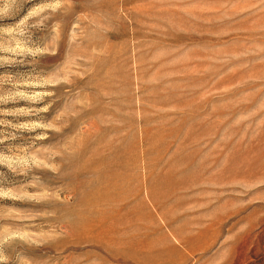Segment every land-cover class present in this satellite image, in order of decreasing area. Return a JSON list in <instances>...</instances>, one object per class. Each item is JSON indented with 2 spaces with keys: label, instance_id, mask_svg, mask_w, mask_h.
<instances>
[{
  "label": "rangeland",
  "instance_id": "rangeland-1",
  "mask_svg": "<svg viewBox=\"0 0 264 264\" xmlns=\"http://www.w3.org/2000/svg\"><path fill=\"white\" fill-rule=\"evenodd\" d=\"M0 264H264V0H0Z\"/></svg>",
  "mask_w": 264,
  "mask_h": 264
}]
</instances>
